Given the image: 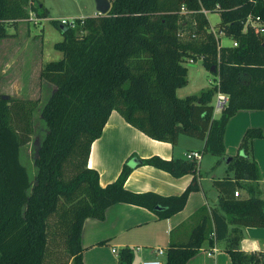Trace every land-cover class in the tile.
<instances>
[{"label": "trees", "instance_id": "16d2710c", "mask_svg": "<svg viewBox=\"0 0 264 264\" xmlns=\"http://www.w3.org/2000/svg\"><path fill=\"white\" fill-rule=\"evenodd\" d=\"M110 2L107 15L86 17L75 29L61 30L63 40L54 48L63 58L41 70V79L55 91L42 110L48 133L38 150L34 183L21 151L34 134L38 101L0 97V264H55L48 261L50 246L61 242L70 264H84L81 234L86 219L104 220L108 208L126 203L166 220L182 212L189 196L200 190L199 164L160 157L140 165L175 178L194 175L180 196L128 191L125 183L132 169L127 165L115 182L102 187L88 160L113 111L157 141L176 145L180 136L204 141L201 153L217 157L218 163L228 159L225 135L237 112L264 111V35L246 25L249 17L264 24V0ZM30 13L39 20L47 17L34 0H0V41L15 36L9 26L27 21ZM209 13L220 15L217 32ZM219 35L232 44L223 45ZM186 60L201 61L208 71L214 67L217 85L179 98L177 91L188 84ZM218 92L228 103L216 118ZM263 136L261 128L246 131L237 157L227 166L232 180L216 183L224 195L217 206L200 208L179 227H189L188 239L171 245L166 264H187L213 234L217 241L227 240L233 264H263L264 254L240 249L243 228H264L262 176L253 157V141ZM133 261L131 249L120 252L119 264Z\"/></svg>", "mask_w": 264, "mask_h": 264}, {"label": "crops", "instance_id": "0c3cea01", "mask_svg": "<svg viewBox=\"0 0 264 264\" xmlns=\"http://www.w3.org/2000/svg\"><path fill=\"white\" fill-rule=\"evenodd\" d=\"M96 15L98 14L94 16ZM222 44L228 46L226 42ZM215 101L216 97L214 105ZM219 116L220 112H215V117ZM250 128H261L264 132V111L237 112L230 120L225 135L228 159L218 163L216 157V161L212 159L204 165V156L207 155L201 153L204 150V141L187 136H180L176 145L157 141L128 124L117 111H113L101 137L93 142L88 160V168L99 173L102 187L115 182L127 165L132 169L125 183L128 191L139 194L152 192L164 197L180 196L191 184L193 174L175 178L155 167L140 165V162L152 157L167 161L186 159L187 154L200 152V190L189 196L182 212L166 220H160L156 214L145 208L126 203L108 208L104 220L86 219L81 234L84 264H119V254L124 249H131L134 252V263L141 264L143 261L158 258V249L167 253L172 244L185 243L189 227H179L200 208L217 206L224 193L216 183L232 180L233 175L227 169L229 160L237 157L244 134ZM253 157L261 171L264 196V136L253 141ZM235 183L242 194H245L240 183ZM233 229L234 226H230L229 232ZM242 233V251L264 254V228H243ZM215 249L217 251L213 252ZM226 249L227 240L217 241L211 237L187 264H233ZM159 258L166 264L167 256Z\"/></svg>", "mask_w": 264, "mask_h": 264}, {"label": "rangeland", "instance_id": "374dc122", "mask_svg": "<svg viewBox=\"0 0 264 264\" xmlns=\"http://www.w3.org/2000/svg\"><path fill=\"white\" fill-rule=\"evenodd\" d=\"M34 3L36 6L43 5L47 17L39 21H22L17 26H9V33L15 36L0 41V97L38 101V108L34 114V134L31 142L21 151V161L27 168L32 183L35 182L38 173L35 164L38 150L48 133L47 125L42 118V110L55 91L53 85L41 79L40 73L45 64L63 58V54L54 49V45L63 40L62 27L52 20L79 19L97 14L95 0H34ZM207 18L212 29L217 32L220 15L209 13ZM220 39L231 45L223 36H220ZM183 65L188 70V84L177 92L179 98L202 90H211L217 85L218 77L208 71L201 61L186 60ZM204 157H206L204 165L212 159L217 160L210 154ZM56 220L57 217L52 218L51 224ZM48 261L55 264H70L62 242L50 246ZM162 262L164 263L163 259ZM131 264H135L134 261Z\"/></svg>", "mask_w": 264, "mask_h": 264}, {"label": "built area", "instance_id": "2783aa9c", "mask_svg": "<svg viewBox=\"0 0 264 264\" xmlns=\"http://www.w3.org/2000/svg\"><path fill=\"white\" fill-rule=\"evenodd\" d=\"M182 11H184V8H182ZM34 20L35 21H39V19L36 18L34 13H30V18L27 21H34ZM83 20H84V18H79V19H61V20H59L57 22L59 23L60 27L75 29L79 22H81V24H83ZM52 21H55V20H52ZM246 25H250V26L254 27L255 30L260 35H264V24L260 23V18H258V17L257 18L249 17L248 20H247ZM236 45H237L236 43L233 44V46H236ZM190 62H192V61H190ZM227 103H228V97L225 94H223L221 92H218L217 96H216L215 105H214L215 112H221L224 109V107L227 105ZM201 158H202V155H201L200 152H192V153H189V154L186 155V159L187 160L193 161L196 164L200 163ZM234 196L235 197H239L240 196L239 192L236 191L234 193ZM212 237H214V234H213ZM215 251H217V250L215 249L213 252H215ZM114 252H116V251H114ZM211 254L212 253H209V255H211ZM157 255H158V258L152 259V260L143 261L141 264H163V262L161 261V259L159 257L167 256L166 251L163 250V249H158L157 250Z\"/></svg>", "mask_w": 264, "mask_h": 264}, {"label": "water", "instance_id": "95a60500", "mask_svg": "<svg viewBox=\"0 0 264 264\" xmlns=\"http://www.w3.org/2000/svg\"><path fill=\"white\" fill-rule=\"evenodd\" d=\"M95 4H96L97 14L100 16L107 15L112 7L110 0H95ZM61 30L64 31L66 29L62 27ZM210 72L214 74L215 68L213 67ZM1 98L3 100H7L9 99V96H1ZM263 264H264V260H263Z\"/></svg>", "mask_w": 264, "mask_h": 264}]
</instances>
